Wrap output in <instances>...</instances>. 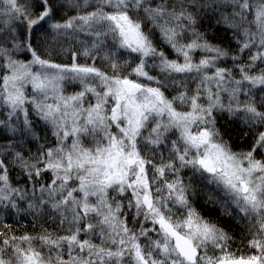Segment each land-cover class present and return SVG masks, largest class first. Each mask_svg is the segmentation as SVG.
<instances>
[{
  "label": "snow or ice",
  "instance_id": "snow-or-ice-1",
  "mask_svg": "<svg viewBox=\"0 0 264 264\" xmlns=\"http://www.w3.org/2000/svg\"><path fill=\"white\" fill-rule=\"evenodd\" d=\"M0 264H264V0H0Z\"/></svg>",
  "mask_w": 264,
  "mask_h": 264
},
{
  "label": "trees",
  "instance_id": "trees-1",
  "mask_svg": "<svg viewBox=\"0 0 264 264\" xmlns=\"http://www.w3.org/2000/svg\"><path fill=\"white\" fill-rule=\"evenodd\" d=\"M200 205H201L202 209L205 210V211H207L208 208H211L212 207L211 205H208L207 207H205L203 205V200L200 201Z\"/></svg>",
  "mask_w": 264,
  "mask_h": 264
}]
</instances>
